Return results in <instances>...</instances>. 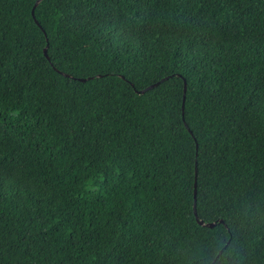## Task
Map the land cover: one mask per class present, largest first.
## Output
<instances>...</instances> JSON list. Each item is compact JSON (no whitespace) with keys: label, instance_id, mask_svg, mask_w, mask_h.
I'll list each match as a JSON object with an SVG mask.
<instances>
[{"label":"trees","instance_id":"obj_1","mask_svg":"<svg viewBox=\"0 0 264 264\" xmlns=\"http://www.w3.org/2000/svg\"><path fill=\"white\" fill-rule=\"evenodd\" d=\"M37 1L0 0V264H264V0Z\"/></svg>","mask_w":264,"mask_h":264},{"label":"water","instance_id":"obj_2","mask_svg":"<svg viewBox=\"0 0 264 264\" xmlns=\"http://www.w3.org/2000/svg\"><path fill=\"white\" fill-rule=\"evenodd\" d=\"M41 2H42V0H38V1L36 2V4H35V7H34L33 10H32V15H33L34 18H35V9L37 8V6H38ZM35 22L38 24V22H37L36 19H35ZM48 47H49V44H47L46 48L44 49V54H45V56H46L47 58H48ZM153 87H154V86L149 87V88L143 90L142 93H145L146 91L152 89ZM186 92H187V83L185 82L183 107H184L185 100H186ZM197 173H198V171H197V165H196V181H197ZM196 185H197V184L195 183V187H196ZM196 196H197V191L195 190V203H194V209H195V215H196V217H197V212H196ZM197 219H198V217H197ZM199 223H200L201 225H204V226H207V227H210V228H212V227L215 226L214 223H213V224H205L203 221H199Z\"/></svg>","mask_w":264,"mask_h":264}]
</instances>
